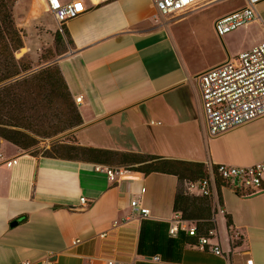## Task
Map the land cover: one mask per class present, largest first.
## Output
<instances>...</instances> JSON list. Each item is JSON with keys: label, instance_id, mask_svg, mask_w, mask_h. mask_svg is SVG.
I'll list each match as a JSON object with an SVG mask.
<instances>
[{"label": "crops", "instance_id": "0c3cea01", "mask_svg": "<svg viewBox=\"0 0 264 264\" xmlns=\"http://www.w3.org/2000/svg\"><path fill=\"white\" fill-rule=\"evenodd\" d=\"M226 1L219 0L205 9L212 10ZM201 2L195 10L214 0ZM237 3L214 11L209 17L210 30L223 45V53L215 63L202 69L188 65L174 29L175 19L195 10L181 18L155 20L152 0L78 3L79 15L63 25L73 46L56 58L73 101L82 97L75 104L83 122L74 133L77 144L203 164L248 166L264 160V119L216 138L207 136L204 123V149L189 152L185 158L156 154L139 144L132 148L117 144L126 129L123 121L129 119L135 130L131 120L140 118L141 111L170 91L183 90L186 94V86H195L196 92L192 93L201 110L196 77L264 41V0L255 7V21L221 38L216 35L215 20L245 4L244 0ZM19 9L16 5L14 12ZM41 16L27 27L32 38L23 40L20 56L28 54L31 60L37 57L40 40L33 31L41 30L38 27ZM51 33L48 31L46 35ZM167 109L172 113L171 108L164 110ZM112 119L116 120L114 128L118 134L104 125L107 144L79 138L81 131ZM148 141L153 142L151 137ZM129 144L132 142L126 145ZM11 158H16V164L6 167L4 161ZM95 165L34 156L0 139V264H41L44 259L51 264H196L197 257L192 251L201 250L180 241L173 243L178 233L173 237L168 232L175 215L174 176L140 174L139 198L150 211V218L136 221L129 219V200L137 182L132 183L131 179L110 182L105 173L95 170ZM245 195L236 194L224 184L219 190L215 188L210 197L215 212L214 241L225 254L224 264H247V261L264 264V192L250 198H244ZM81 198L85 199L84 205ZM224 214L230 217L229 228ZM218 216L224 226L223 237L217 231ZM14 221L16 225L11 226ZM114 223L117 225L113 226ZM102 233L104 237H100ZM76 239L80 242L72 245ZM153 256H159L161 262L148 261Z\"/></svg>", "mask_w": 264, "mask_h": 264}, {"label": "trees", "instance_id": "16d2710c", "mask_svg": "<svg viewBox=\"0 0 264 264\" xmlns=\"http://www.w3.org/2000/svg\"><path fill=\"white\" fill-rule=\"evenodd\" d=\"M15 2L0 0V139L34 156L102 166H123L143 176L152 173L174 176L176 187L172 211L179 214L182 221L194 225L195 235L179 231L172 242L180 241L196 247L199 238L207 237L208 232L216 228L211 199L191 195L187 191L188 183L204 177L205 165L84 147L78 145L71 135L64 137L63 142L58 140L60 135L83 123L56 62V57L65 54L73 43L62 25L52 35L56 53L54 51V55L52 53L46 57L44 63L47 64L43 68L29 72L30 66L16 61L14 56L23 48L22 37L12 16ZM38 122L43 129L34 124ZM49 139L52 140L49 148H39L40 141ZM223 185L216 181L217 190ZM234 192L239 195L238 191ZM224 218L229 228L230 217L224 214ZM192 254L197 257L196 264H224L223 259L208 253L205 248L192 251Z\"/></svg>", "mask_w": 264, "mask_h": 264}, {"label": "built area", "instance_id": "2783aa9c", "mask_svg": "<svg viewBox=\"0 0 264 264\" xmlns=\"http://www.w3.org/2000/svg\"><path fill=\"white\" fill-rule=\"evenodd\" d=\"M35 13H48L52 16L58 28L79 15L77 2L80 0H37ZM262 0H244V6L225 14L214 22V31L218 37H223L234 30L247 26L256 19L255 7ZM201 0H152L154 19L159 17H179L195 10ZM27 23V22H26ZM197 89L201 103V111L209 138H216L232 132L250 122L264 119V41L251 49L228 58L221 64L202 71L196 77ZM82 97L74 99L75 104L81 102ZM151 124H154L151 122ZM16 158L4 161L6 167L16 164ZM205 175L201 179L187 184V191L191 195L212 197L216 181L231 187L234 191L250 195L264 190V160L248 166H233L207 162ZM96 171L105 173L110 182L120 179H131L134 190L129 200L130 217L136 221L150 218V211L144 207L139 196L142 187L138 182L137 172L123 166L95 165ZM82 205L85 199L81 198ZM114 223L113 226H116ZM179 231L188 235H195L192 223L182 221L179 214H175L169 222V235L175 237ZM102 233L100 237H104ZM215 230L209 231L207 237L198 240L197 249L204 248L213 255L224 259L225 254L220 245L214 241ZM78 239L72 245L78 244ZM148 261L160 263L159 256H153ZM28 264V263H23ZM41 264H51L48 259ZM109 264H112L111 262ZM114 264H124L117 262ZM247 264H252L247 261Z\"/></svg>", "mask_w": 264, "mask_h": 264}, {"label": "rangeland", "instance_id": "374dc122", "mask_svg": "<svg viewBox=\"0 0 264 264\" xmlns=\"http://www.w3.org/2000/svg\"><path fill=\"white\" fill-rule=\"evenodd\" d=\"M84 1L85 0L78 1L76 5L77 8L78 3L82 4ZM207 1L204 0L201 3L205 4ZM237 1L238 0H228L224 5H217L212 10L205 9L219 2V0H214L212 4L202 6L185 17L183 15L184 18L182 19H175L174 29L178 33L180 43L183 45V52L186 55L184 56L187 58L188 65L192 69L208 67L215 63L218 56L223 53V45L218 38H215L216 36H213V32L210 30L209 23L211 20L209 17H212L214 11H218L223 7H233ZM16 5L17 8L20 9L14 12V7H16ZM35 6H39L37 0H16L13 6V20L16 29L22 37V41L31 40V33L27 32V27L31 24L33 25L41 16V13L34 12ZM38 21L40 22V26L38 27L41 30H39V32L33 31L42 36L41 39L37 34L35 37L40 40L38 49L36 50L37 57L31 60L28 54L20 56L19 54H21L24 44L23 48L14 55L16 61L20 60L22 61L21 64L30 66L29 72L31 73L38 71L47 64L44 63V61L48 55H52V53L54 55L55 49L53 48L51 35L59 29L52 16L48 13H44ZM48 31L53 32V34L46 35ZM24 75H26V73L22 74V76ZM186 87V94L183 93V90H174L168 92L166 95L162 96V98L151 102L147 109L141 111L140 118L134 117L133 120H131L135 124V130L132 129L130 120L125 119L122 124L126 126V129H124V134L119 138L117 144H122L128 148H132L133 145L137 146L139 144L144 150L153 151L156 154H169L176 158H185L189 156V152L193 151L202 152L204 149L203 134L206 135L204 120L201 115L200 105L192 93V91L196 92L195 86L192 87L189 85ZM167 107L171 108L172 113H169L168 109L164 110ZM2 120L3 119H1V121ZM115 121V119H112L104 122V124L91 126L81 131L79 133V138L81 140L87 138L92 142L107 144L109 140H107L102 128H104V125H107V127L113 129L116 126L114 123ZM151 122L155 124H151ZM158 122L160 125H157ZM34 124H37L40 129H43L41 123L38 122ZM80 127L71 129L60 135L58 140L63 142L65 141L63 140L64 137L71 135L75 142H77L74 133H76V130ZM114 130V134H118V130H116V128H114ZM122 133L123 129L120 131V134ZM149 137H151L153 142L148 141ZM129 142H132V144L126 145ZM51 143L52 140L50 139L42 140L38 146L39 148H49ZM218 221L217 231L218 234L223 237L225 232L220 216H218Z\"/></svg>", "mask_w": 264, "mask_h": 264}, {"label": "water", "instance_id": "95a60500", "mask_svg": "<svg viewBox=\"0 0 264 264\" xmlns=\"http://www.w3.org/2000/svg\"><path fill=\"white\" fill-rule=\"evenodd\" d=\"M263 192H264V190H263V191H260V192H257V193L250 194V195H245L244 198L255 197V196H257V195H260V194L263 193ZM76 210H81V209H76ZM16 223H17V221L12 222V223H11V226L16 225Z\"/></svg>", "mask_w": 264, "mask_h": 264}]
</instances>
